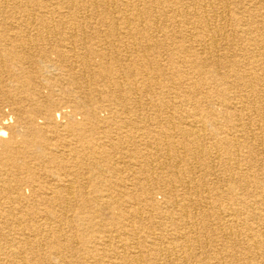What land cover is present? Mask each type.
<instances>
[{
    "label": "bare ground",
    "instance_id": "6f19581e",
    "mask_svg": "<svg viewBox=\"0 0 264 264\" xmlns=\"http://www.w3.org/2000/svg\"><path fill=\"white\" fill-rule=\"evenodd\" d=\"M262 12L264 0H0V230L9 236L0 233V264H40V242L59 264H192L193 250L208 245L199 264H264V231L254 226L264 228V170L248 172L261 155L264 164ZM23 25L36 30L20 34ZM63 25L68 33L48 28ZM177 105L196 121L183 127L163 115ZM142 107L160 113L148 127L123 119ZM135 130L154 156L137 149L124 168L106 153L128 154ZM136 168L148 176L140 186L109 180ZM241 188L239 206H225ZM102 209L109 223L96 219Z\"/></svg>",
    "mask_w": 264,
    "mask_h": 264
},
{
    "label": "rangeland",
    "instance_id": "374dc122",
    "mask_svg": "<svg viewBox=\"0 0 264 264\" xmlns=\"http://www.w3.org/2000/svg\"><path fill=\"white\" fill-rule=\"evenodd\" d=\"M245 1H247V0H244V2ZM258 0H249V2L251 3V2H257ZM232 2H234V3H236V4H238V5H242V4H244V2L243 3H240V0H232ZM120 4H121V6L122 5H124V1H120ZM263 13V15H264V12H262ZM235 15H236V12H230L229 13V15L227 16V18L230 20H233L234 21V18H235ZM216 23H221L222 25H224V26H226L227 27V24H225L223 21H222V19H219V20H217V21H215ZM234 23H235V21H234ZM99 24H101V23H99ZM117 24V23H116ZM98 25V24H97ZM3 26H5V24L3 23V21H2V23L0 24V28L2 29V27ZM23 27V28H22ZM22 27H20V29L18 30L17 29V31L21 34L22 33V31L24 32L25 31V33H28L29 31H30V29L31 28H26L24 25L22 26ZM44 28H46V27H44ZM49 29L51 28V30H53V32L54 33H62L61 31H66L67 33H68V30L70 29L69 28V26L68 25H63V28L61 27V26H50V27H48ZM55 28V29H54ZM61 29V30H60ZM145 29V28H144ZM176 30H178V28H175ZM227 29H228V31H230V33H229V37L231 38V39H233L235 42L237 41V38L235 39V36H234V32H235V29H229L228 27H227ZM27 30H28V32H27ZM32 31H30L31 33H33V32H35V30L36 29H34V28H32L31 29ZM71 31V30H70ZM1 32V31H0ZM24 33V34H25ZM23 34V33H22ZM229 38V39H230ZM52 43H50V45L49 46H51L52 44H54L55 43V41L54 40H52L51 41ZM243 47H246V45H244L243 44ZM112 50H114L112 47H110ZM125 48H126V50L127 51H132V48H130V47H128V46H125ZM79 51H81V52H83L82 50H79ZM78 51V52H79ZM157 53V52H156ZM53 55H54V53H52ZM96 61H100L101 59L98 57V56H96L95 58H94ZM38 61H40V65H43L44 64V62H41V60H39L38 59ZM45 69H42V72L44 71ZM54 76H60L59 75V71L58 70H53V73H52ZM43 79H44V77H43ZM46 79H49V76H46ZM84 81V80H83ZM82 81H81V87H80V89H78V90H82ZM60 85H64V84H60ZM209 87H208V90L209 91H215L216 89H217V87H218V85H215V84H212V83H209V85H208ZM47 93V92H46ZM186 94V92H185V90H183V89H175V93H173V96H181V95H185ZM213 94V93H212ZM213 98L214 99H216V96L213 94ZM149 99V98H148ZM95 100H97V101H101V99H100V97L99 96H97L96 95V99ZM144 102H147V101H144ZM206 105V104H205ZM210 105H212L213 107H215L214 109L216 110V112H217V114L218 115H220V119L222 120V121H225V122H227V123H230L229 122V120H230V117L231 116H229L228 114H230V111L227 109V107H226V105H222L221 103H219V102H217L216 104H210ZM207 106V105H206ZM177 107L179 108V110H172V109H170V110H163V115H166L165 114V112H170L171 114H174L175 115V119H174V124L176 123V122H180L181 123V125L183 126V127H185L186 125H187V123H193L192 121H196V118L194 117V116H190V114L188 113V111L184 108V107H181V106H179V105H177ZM212 107V108H213ZM175 111H177L176 113H175ZM187 111V112H186ZM157 112H159L158 110H156V109H153V108H150V107H142L141 109H137V110H134V111H126V112H124V114H123V116H124V120H128L129 119V121H134V122H139L140 121V123H141V125H144V126H147L145 123H149V121L150 120H155V119H157L158 117H159V115H160V113H157ZM61 118V117H60ZM59 118V119H60ZM136 119H138V120H136ZM197 121H199V120H197ZM208 123L210 124V122L208 121ZM173 124V125H174ZM199 124L200 125H203V122H202V120H200V122H199ZM160 126H163V128H165V129H167L168 127H167V125H166V123L165 122H163L162 121V124L160 125ZM148 127V126H147ZM213 128V125H211L210 124V126H209V128ZM150 128V127H149ZM143 131V130H142ZM142 131L141 130H135L134 131V135H135V137H136V139H137V142H138V145H136V146H134L133 145V147H131V151L130 152H128V154H125V153H121V152H118V150H112V151H109V152H107L106 153V155H108L110 158H112V160H114L116 163H118L120 166H122V167H126V165L128 166V163H131V164H133L134 162L132 161L133 159H132V157H136L135 156V154L134 153H136L137 152V149H139V150H141L145 155L147 154V155H152V156H154V151H153V153H151V150L150 149H148V148H146L145 147V144H144V140L142 139V135H143V133H142ZM175 132H179V131H175ZM178 135V134H177ZM215 140V139H214ZM214 140H213V142H214ZM179 152H181L182 154H184L185 153V150L184 149H182V148H180L179 149ZM165 153H166V151L165 150H163V153L162 154H164L165 155ZM264 156V155H263ZM203 159H205V160H209L208 158H209V154L208 153H205L204 154V157H202ZM238 158V157H237ZM259 158V163L256 165V166H254L253 168L252 167H250L249 169H248V172H253L255 175H257V176H259V177H261V176H263L262 174V172H263V170H264V164L262 163L263 162V160H262V155L261 156H259L258 157ZM161 159V158H160ZM162 160V159H161ZM193 161H194V159L193 158H191V157H189V158H187V161L185 162H183L182 164H181V167L183 168V169H186V168H189V166H191V165H193ZM241 163L242 164H244L245 165V163H246V161L245 160H243V158H242V161H241ZM247 164V163H246ZM135 167H137L138 165H134ZM246 166V165H245ZM221 169V170H220ZM223 169H225V170H227L223 165H221L220 167H219V170H220V174H222V171H223ZM234 169V168H233ZM125 170H127V169H125ZM219 170H218V172H219ZM230 170H232V169H230ZM124 172H126L125 174H124ZM123 173L122 172H119L120 174H113L111 177H110V181L111 182H113V180H116V178L117 177H121V178H124V179H126V182H127V185L129 186H131V185H138V186H140V183L141 182H144V180L145 179H147L148 178V176H146L147 175V173H144V174H142V173H140L139 172V170L136 168L135 170H133V171H130V170H128V171H124ZM134 172V173H133ZM159 176H163L162 178H166V176L163 174H158V176H156L155 177V179H154V181L155 180H158L159 179ZM221 178V177H220ZM141 180V181H138V180ZM85 180H86V184H88V185H95L96 183H97V180H95V181H93V180H88V179H86L85 178ZM84 179L82 180V181H85ZM166 180V179H165ZM215 180V178H213L212 179V181H214ZM129 182V183H128ZM147 184V183H146ZM218 185H219V187H226V186H229L230 184H228V181L227 180H224V179H220L219 181H218ZM227 188V187H226ZM244 190L241 188L240 190H239V193L237 194L238 196H239V199L238 200H235L236 201V203H235V201H225V203H224V205L225 206H239V200H240V196H242V195H244V192H243ZM152 192V194H153V198L157 201V202H162L163 201V199H165V195H164V193L163 192H161L160 190H158V189H154L153 191H151ZM1 196V195H0ZM1 200H5V199H1ZM16 204H18V203H16ZM191 210H192V212H194V213H196L197 212V209H196V207H194L193 205L191 206ZM196 210V211H195ZM0 211H2V209H0ZM70 213V218H71V221H72V224H73V227H75V231L77 230V227H80L79 225H80V222L77 220V219H74V217L72 216V215H75V213L76 212H74V211H69ZM146 215H148V214H146ZM110 216L111 215H109V211L108 210H105V209H102V211H101V213H100V215L99 216H96V219L98 220V221H100V220H103L104 222H106V223H109L110 222ZM148 217V216H147ZM2 219V218H1ZM150 221H153V222H155L156 224H158V222L160 223V221L161 222H163V223H165L166 222V220H161V218H158V217H154V216H152V218L150 217V218H148ZM4 221H6L5 220V218H4V220H3V222ZM82 226V225H81ZM254 226L256 227V230H260V231H264V228L262 229V225H258V224H256V223H254ZM240 227L241 228H246L247 227V225H246V223L245 224H241L240 225ZM0 233H2V234H4L5 236H7V237H9L8 236V232H7V230H3V229H1L0 230ZM85 234L87 235L86 237H88V232H86L85 231ZM209 235V234H208ZM222 235H223V232H221V233H218L217 235H215L213 238L215 239V240H221L222 238H225V237H222ZM210 236V235H209ZM78 238L79 237H75V241L73 242V247H75V248H78V246H79V244L76 242L77 240H78ZM233 238H234V240L235 239H237V236H233ZM79 243L81 242V241H78ZM78 245H77V244ZM214 248V246H212V245H208L207 247H205L204 246V248H202V249H198V250H193V253L195 254V261H193V263L192 264H199V262H198V260L197 259H200V258H202V257H204V256H206L207 254H209V253H212L213 251H212V249ZM37 249H40V252H38L37 254H39V256H38V258H42L43 259V261L42 262H40V264H59L60 263V261L57 259V257H55L53 254H51L50 252H49V250H48V247H47V245H45L43 242H40V244L37 246ZM36 249V250H37ZM35 250V251H36ZM76 251V250H75ZM199 252V253H198ZM86 256L85 255H83V254H81V253H76V254H74V256H71V258H73L74 260H76V261H80L81 259H85V260H88V259H90V262L92 261V259L91 258H88L87 259V257L85 258ZM239 257H241V258H243V255L241 254V255H239ZM106 259V258H105ZM47 260V261H46ZM243 260V259H242ZM89 262V261H88ZM89 262V263H90ZM103 264H107V262L106 263H103Z\"/></svg>",
    "mask_w": 264,
    "mask_h": 264
}]
</instances>
